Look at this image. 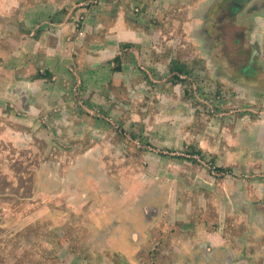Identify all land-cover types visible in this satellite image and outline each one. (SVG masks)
Masks as SVG:
<instances>
[{
    "label": "rangeland",
    "instance_id": "rangeland-1",
    "mask_svg": "<svg viewBox=\"0 0 264 264\" xmlns=\"http://www.w3.org/2000/svg\"><path fill=\"white\" fill-rule=\"evenodd\" d=\"M40 1L55 4L45 8L50 11L48 14L44 13L45 17L40 15V18L43 17L44 20L49 18L46 16L52 14L56 5L66 2L65 0H0V6L6 4L7 7H13L19 13V8L25 6L24 4L36 7ZM101 1L104 0H72V4L77 8L68 19L74 22V30L67 32L64 38L66 42L74 43L84 38L85 32L84 34L80 32L86 27V16L91 14L90 11L93 9L98 13L100 8L96 6H100ZM150 1L140 0L142 8L138 12L131 9L134 13H138L137 20H140L142 24L145 20L140 13L147 10ZM187 2L188 8H194L195 4L199 3L195 0ZM210 2V0H202L199 7L204 10L201 18L205 23H209L212 18V24L209 26L215 25L213 29L217 27L223 29V33L213 32L214 35H220L217 45L210 46L209 39L205 38L211 36V31V33L207 31L203 34L197 31L182 33L186 43H183L181 47L179 44L181 42L177 41L173 42L172 46L167 45L163 48L161 43L148 38L143 41V45L141 43L139 45L142 59L135 60L136 63H130L131 65L127 68V75L136 71L139 76H137L139 81L131 76L130 84H133V89L129 90L122 85V89L115 90L111 78L105 90L93 91L91 95L85 96L87 85L82 74L87 73L88 68L82 70L81 67L86 66L83 64L84 60L78 58L74 51L72 60L65 63L66 66L63 68L72 74L68 82L71 86L68 87V95L59 94V91L54 92L53 87V91L42 94L43 97L51 96V104L47 107L45 104L37 105L34 110L29 106L31 102L28 97H25L26 99L18 97L21 103L8 102L5 110L8 109L10 115L5 117L4 112H0V264H102L107 256L102 255L104 252L101 250V244L92 242L98 246L97 250L83 248L82 239H73L68 233H58L61 231L60 222H64L63 218L66 216L73 218L87 217V213L90 216L94 214L96 217L92 219L89 228L93 229L94 225L109 231L110 226L114 225L108 224L106 219L100 221L97 215L108 216L107 211L111 207L113 216H117L119 207L114 204V195L116 188L121 184L136 188L138 183L141 187L147 184L171 185L178 181L175 174L161 175L158 168L153 171V168L149 167V162L147 163L146 155L164 159L169 166L168 169L173 173L182 167L181 164H175L180 160L185 164H193L197 168L199 166L214 180L227 174L217 169L213 170L214 166L216 168L222 166L211 154L205 153L201 161L197 160V162L188 159L192 157L190 154H199V152L187 150L190 144L181 147L180 135L185 132L190 136H197V133L201 132L198 130L199 127H194L195 125H183L184 129L174 136L172 143L168 141L166 144L159 141L169 136V132L165 133L164 128L174 125L178 127L177 122L182 120L178 104L186 108V103H190L191 111L198 116V120L201 119L200 122L203 124L201 127L205 130L208 126L220 125V121L230 118L233 113L246 112L257 117L264 114L263 107L250 101L251 89L244 79H241L243 75H240L245 74L244 71L253 72V67L250 68L249 63L257 59V66H261L251 73L252 77L247 76V79L255 84L264 83V60L261 58L264 56V45L263 41L253 42L258 36L252 33L250 27L251 24L256 23L254 18L256 12L251 7L258 3L239 2L243 10L237 19L233 20L234 18L229 19L231 14L227 7L230 3L233 4L232 0L217 3L218 5L212 9L211 17L208 14ZM114 4L115 2L112 5ZM59 13L63 14V11L59 9ZM205 14L208 16L204 17ZM57 15L51 16V19L55 20ZM196 16L199 17V15ZM20 19L22 18L18 15H13L11 22L8 23L16 25L17 28ZM43 19L38 23H46ZM226 20L234 24L227 26ZM150 25L151 22L146 20L144 27L147 28ZM27 34L37 36L39 32L35 26H28ZM197 37L199 40H204L199 42L204 44L203 46H193ZM7 38H3V41ZM170 39H177V34L170 36ZM239 39L242 40L239 41ZM6 56L5 51H0L2 60H5ZM173 60L185 62L190 69V74L181 75L183 82L174 83L173 81V74L170 71ZM128 61L129 58L124 57L121 63ZM118 64L114 60L110 65L105 63V68L112 73L111 77L121 72L115 71ZM17 65L19 64L13 66L6 64L7 70H11L19 77L22 75L21 72L28 74V69L23 70L24 66ZM2 68L0 66V72ZM38 73L47 75L48 81L53 78L51 72H41L40 69L37 73L31 74L37 78ZM136 84H144L148 88V93L134 88ZM152 90L156 94H153ZM52 94H55V97ZM169 98H175L176 102H170ZM178 99H181L183 105L177 102ZM175 113H179L177 117ZM71 114L75 117L72 120L69 117ZM28 117H30L29 121ZM193 142L192 146L198 141ZM172 155H183L186 158L176 159L172 158ZM6 171H8V179L4 174ZM233 172L229 174H236L237 178H240V171ZM55 180L60 182L57 183ZM8 184L21 189V193H5ZM148 185L143 186L137 194L147 193ZM66 187L70 190H78L74 194L78 196L74 204L69 203L70 200H51L54 194L47 191L48 188L57 193V189L63 190ZM106 193L111 196L107 198ZM41 194L44 197L37 198ZM130 195L123 199L122 203L125 205L130 203ZM135 196L136 194L134 199ZM98 202V214H96V208L90 212L87 211ZM102 207L105 209L101 210ZM139 211L141 212L140 208L135 207L130 212L138 215ZM124 217V222L130 225L132 215L127 214ZM141 218L146 224L148 221L146 216L142 215ZM114 220L113 224L117 221L116 218ZM226 225L227 223L224 224ZM144 228L145 226L143 235ZM35 234H39L42 238L39 250L43 253L42 257L36 259L34 249L38 241L31 239ZM127 240L125 239V242ZM125 242L121 243L122 251L132 247L131 243ZM143 258L153 261L157 257L150 255L149 259L145 256ZM137 259L128 256V261L133 264L137 262Z\"/></svg>",
    "mask_w": 264,
    "mask_h": 264
},
{
    "label": "crops",
    "instance_id": "crops-1",
    "mask_svg": "<svg viewBox=\"0 0 264 264\" xmlns=\"http://www.w3.org/2000/svg\"><path fill=\"white\" fill-rule=\"evenodd\" d=\"M65 1L63 4L56 5L51 15H47L50 11L45 8L53 5L54 2L46 4L40 1L36 7L24 4L25 6L19 8V13L15 11V8L7 7L6 4L0 6V51H5L7 55L5 60L0 58V66L3 67L0 72V108L2 109L0 112H4L5 117L10 115L8 109L5 110L9 101L21 103L18 97H28L31 102L29 106L34 110L37 105L45 104L47 107L51 104V96L43 97L44 92L54 90L56 93L59 91V94L68 95V89L71 87L68 82L72 74L63 68L66 66L65 63L72 60L74 51L78 58L84 60L83 64L86 66L81 67L82 70L88 68L87 73L82 74L87 85L85 91L87 96L93 91L105 90L111 78L114 84L113 89H122V85L129 90L133 89V84H130L131 76L135 77L136 81H139V76L136 71L127 75V68L128 65L136 63L135 60L142 59L139 45L140 43L143 45V41L148 38L161 43L163 48L167 45L172 46L173 42L177 41L181 42L179 43L181 47L183 43H186L182 33L197 31L203 34L211 31V36H207L206 33L205 38L209 39L208 44L213 47L217 45L220 38V35H214L213 32L223 33V29L219 27L213 29L215 25L209 26L212 24V18L209 23H205L201 18L204 13V10L199 7L202 0H195L199 3H196L194 8H188V0H148L151 2L148 4L149 7L143 11L144 13H140L142 14L140 16H144L142 18L145 20L144 23L146 20L151 22L147 28L144 27V23L137 20L138 13L133 11L138 12L142 8L140 0H104L100 2V6H96L100 8L98 13L93 9L90 11L91 14L86 16L84 38L70 43L64 38L68 31L74 30V22L68 17L77 6L72 4V0ZM210 1L208 14L211 17L213 7L215 8L224 0ZM248 1L258 3L251 7L256 12L254 14L256 23H250V27L252 33L258 36L253 42L263 41L264 45L262 33L264 32V0H232L233 4L230 3V6H227L231 14V16L228 14L229 19L236 20L243 10L239 2ZM113 2H115L114 5H112ZM59 9L63 11V14L59 13ZM205 10H207L206 7ZM44 13H47L48 19H43ZM13 15L22 18L17 28L16 25L8 23L11 22ZM40 15L43 17L40 18ZM54 15H57L56 19L52 20L51 16ZM205 16L208 15L205 14ZM42 19L46 23H38ZM226 22H228L227 26L234 24L229 23V20ZM28 26H35L39 34L37 36L27 34ZM207 27L209 29H206ZM174 34H177V39H170V36ZM6 37H8L6 41H3ZM200 40L204 42L203 39ZM200 40L197 37L193 46H203ZM124 45L126 46L123 48ZM141 51L143 52V49ZM117 55L122 56V60L128 57L129 61L121 63V72L111 77L112 73L105 68V63L110 65ZM261 58L264 60V56ZM257 61L253 59L249 63L251 68L253 67V72L261 66H257ZM17 63L18 67L24 66L23 70L28 69V74L21 72L22 75L19 77L11 70H7L6 64L13 66ZM39 69L41 72H51L53 78L48 81L49 79L46 78L32 76L31 73H37ZM244 73L240 75H243L241 79H244L251 89L250 101L263 107L264 113V83L255 84L247 79V76L252 77V75H247V71ZM116 83L125 84L117 85ZM134 88L148 93V88L144 84H136ZM153 94L156 93L153 91ZM53 95L55 97V94ZM168 100L175 101V98ZM178 101L181 102L180 105H183L181 99ZM178 108L182 119L177 122L178 127L174 125L164 128V132H169V136L159 141L166 144L168 141L172 143L174 136L181 129L188 125H195L194 127H199L198 130L201 133L193 137L183 132L184 134L180 135L181 147L190 144L187 148L197 150L202 155L211 154L216 160L218 159L217 162L222 167L230 169L227 174L214 180L199 166L197 168L193 164H185L180 160L175 164H181L182 167L173 173L168 169L169 166L164 159L146 155L147 163L149 162V167L153 168V171L158 168L161 175L175 174L178 181L171 185L147 184L148 191L142 194L144 197L142 203L134 199V195L147 185L140 187L139 183H135L139 187L131 188V185L129 188L121 184L119 189L116 188L114 195V204L119 207L117 216H113L111 207L107 211L109 217L103 214L97 215L100 221L106 219L108 224L114 225L110 226L109 231L94 225L93 229H90L89 225L96 215L90 216L87 213V217H73L74 219L72 216L64 217V222H60L61 231L58 233H68L73 239H82L81 245L87 249L97 250L98 246L92 242H99L104 252L102 255L107 256L102 264H133L128 261V256L138 258L135 264H264V114L257 117L246 112L233 113L230 118L220 121V125L208 126L205 130L201 127L203 125L200 122L201 119L198 120V116L191 111L190 103H186V108L178 104ZM179 113H175V116L177 117ZM69 117L71 120L75 118L72 114ZM209 127L214 130H209ZM193 141L198 142L192 146ZM134 170L137 169L134 168ZM233 171L237 173L240 171V178H237L236 174H231ZM4 174L7 177L8 171ZM37 174L40 175V173ZM21 191L14 185L8 184L5 193H21ZM47 191L54 194L51 200H70L69 203L74 204L78 198L77 195L74 196L78 190H70L68 187L63 190L57 189V193L50 188ZM56 194L58 195L55 198ZM129 195L131 202L125 205L122 203L123 199ZM106 196L109 198L111 195L106 193ZM38 197L44 196L41 194ZM98 199L100 200V197ZM98 205L99 202L89 207L87 211L90 212L96 208V214H98ZM135 207L141 210L138 215L130 212ZM104 209L105 207H102L101 210ZM127 214L132 215L130 225L124 222V216ZM142 215L148 220L146 224L143 223ZM114 217L117 221L113 224ZM226 223L227 225L224 226ZM144 226L145 234L143 235ZM86 236L89 237L86 238ZM31 239L38 241L34 249L35 259L42 257L43 253L39 250L42 238L39 234H35ZM125 239H128L126 242L131 243L132 247L122 251L120 246ZM150 255H155L156 260L149 261L143 258L145 256L149 259Z\"/></svg>",
    "mask_w": 264,
    "mask_h": 264
},
{
    "label": "trees",
    "instance_id": "trees-1",
    "mask_svg": "<svg viewBox=\"0 0 264 264\" xmlns=\"http://www.w3.org/2000/svg\"><path fill=\"white\" fill-rule=\"evenodd\" d=\"M115 61H117L119 64L117 65L115 71H121V61H122V56L117 55L115 57ZM170 71L173 74V81L174 83H180L183 82L184 80L180 77L179 74H190V69L188 68L187 64L178 60H173L171 65H170ZM47 75H42L41 73H38L37 78H46ZM48 78V77H47ZM173 158H178V159H184L182 155H173ZM218 171L227 172L230 169L224 168V167H218L216 168Z\"/></svg>",
    "mask_w": 264,
    "mask_h": 264
},
{
    "label": "built area",
    "instance_id": "built-area-1",
    "mask_svg": "<svg viewBox=\"0 0 264 264\" xmlns=\"http://www.w3.org/2000/svg\"><path fill=\"white\" fill-rule=\"evenodd\" d=\"M183 155H186V153H183ZM182 155V156H183ZM192 157H189L188 159H191V160H195V161H201V159H202V156L200 155V154H190ZM185 157V156H184ZM213 170L215 171L216 170V167L214 166L213 167Z\"/></svg>",
    "mask_w": 264,
    "mask_h": 264
},
{
    "label": "flooded vegetation",
    "instance_id": "flooded-vegetation-1",
    "mask_svg": "<svg viewBox=\"0 0 264 264\" xmlns=\"http://www.w3.org/2000/svg\"><path fill=\"white\" fill-rule=\"evenodd\" d=\"M250 52H251V51H250ZM249 67L251 68V65H250V64H249ZM251 73H253V72H248L247 75H249V74H251ZM141 195H142V194H137V195L135 196V199L142 203L144 197H143V195H142V197H141Z\"/></svg>",
    "mask_w": 264,
    "mask_h": 264
},
{
    "label": "clouds",
    "instance_id": "clouds-1",
    "mask_svg": "<svg viewBox=\"0 0 264 264\" xmlns=\"http://www.w3.org/2000/svg\"><path fill=\"white\" fill-rule=\"evenodd\" d=\"M82 19H84L83 17H82ZM82 32H80L81 34H84V30H81ZM126 45H124L123 46V48L125 47ZM185 63V62H184ZM180 75V77H181V75L182 74H179ZM182 78V77H181ZM187 150H190V148H187ZM199 154L203 157V155L199 152ZM173 156V155H172ZM173 158V157H172ZM186 157H184V159H185ZM176 159H178V158H176ZM190 161H194V160H191V159H189ZM195 162H197V161H195ZM224 173H226V172H224ZM137 195V194H136Z\"/></svg>",
    "mask_w": 264,
    "mask_h": 264
}]
</instances>
